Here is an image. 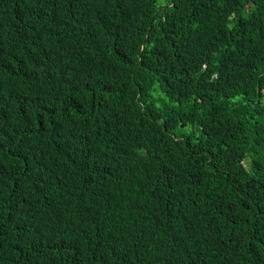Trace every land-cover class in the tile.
<instances>
[{
    "label": "trees",
    "instance_id": "obj_1",
    "mask_svg": "<svg viewBox=\"0 0 264 264\" xmlns=\"http://www.w3.org/2000/svg\"><path fill=\"white\" fill-rule=\"evenodd\" d=\"M0 0V264H264V0Z\"/></svg>",
    "mask_w": 264,
    "mask_h": 264
},
{
    "label": "rangeland",
    "instance_id": "obj_2",
    "mask_svg": "<svg viewBox=\"0 0 264 264\" xmlns=\"http://www.w3.org/2000/svg\"><path fill=\"white\" fill-rule=\"evenodd\" d=\"M161 2H162V0H159V1H158V4H160Z\"/></svg>",
    "mask_w": 264,
    "mask_h": 264
}]
</instances>
